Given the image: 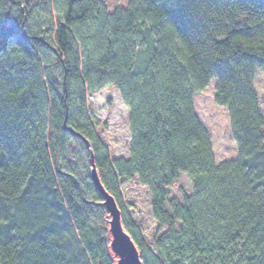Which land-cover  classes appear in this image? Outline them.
<instances>
[{
    "label": "trees",
    "instance_id": "16d2710c",
    "mask_svg": "<svg viewBox=\"0 0 264 264\" xmlns=\"http://www.w3.org/2000/svg\"><path fill=\"white\" fill-rule=\"evenodd\" d=\"M3 1L0 264H113L91 163L141 264H264V0H129L112 15L102 0H5L10 15ZM212 80L237 147L218 165L193 103ZM108 87L129 111L127 160L88 115ZM182 175L191 194L170 198ZM133 180L164 230L153 248L122 203Z\"/></svg>",
    "mask_w": 264,
    "mask_h": 264
},
{
    "label": "rangeland",
    "instance_id": "374dc122",
    "mask_svg": "<svg viewBox=\"0 0 264 264\" xmlns=\"http://www.w3.org/2000/svg\"><path fill=\"white\" fill-rule=\"evenodd\" d=\"M3 3L5 4L3 10H6L7 15H10L11 9L8 6V2L4 0ZM102 3L107 13L112 15L118 10L126 9L129 0H102ZM54 19L56 20V18ZM215 84L216 82L212 80L203 91L194 96L193 103L194 111L210 137L214 159L218 165L224 161L236 159L237 147L231 136L227 110L215 104ZM254 86L259 97L260 110L264 114V73H258L256 75ZM86 105L88 115L94 124L95 133L107 148L110 159L112 161L118 159L127 160L130 156L131 142L129 111L123 103L119 92L114 87H108L98 93L88 94L86 97ZM96 176L99 179L97 172ZM122 181L124 180L119 179L120 183ZM191 191L189 180L186 176L182 175L170 188V198L174 197L177 200H181L182 193L190 195ZM98 193L100 194L99 191ZM120 193L122 203L128 215L140 229L149 247L153 248L154 240L164 230L160 229L158 223L152 216L150 207L151 198L147 188L138 185L137 181L133 180L122 183ZM114 203L120 215V210L115 200ZM103 205L105 206L104 203ZM105 217V225L108 231V251L113 260V264H120L110 251L112 244L110 226L112 215L108 210ZM119 225L122 227L126 238L133 244L122 226L121 217L119 219Z\"/></svg>",
    "mask_w": 264,
    "mask_h": 264
},
{
    "label": "water",
    "instance_id": "95a60500",
    "mask_svg": "<svg viewBox=\"0 0 264 264\" xmlns=\"http://www.w3.org/2000/svg\"><path fill=\"white\" fill-rule=\"evenodd\" d=\"M90 178L96 189L100 192V195L103 197L106 209L112 215V221L110 223L111 231L114 241L119 246L123 255V259L120 261V264H141L134 244H131L129 239L123 237L118 229L120 215L116 209L113 198L105 191L99 179L97 178L96 169L92 163Z\"/></svg>",
    "mask_w": 264,
    "mask_h": 264
},
{
    "label": "bare ground",
    "instance_id": "6f19581e",
    "mask_svg": "<svg viewBox=\"0 0 264 264\" xmlns=\"http://www.w3.org/2000/svg\"><path fill=\"white\" fill-rule=\"evenodd\" d=\"M118 229H119L121 235L126 238V235H125L122 227L119 224H118ZM111 233H112V231H111ZM111 241H112V244L110 246V251L113 254V256H115L116 259L120 262L123 259V255H122V252H121L119 246L114 241L113 234H112V240ZM116 264H118V263H116Z\"/></svg>",
    "mask_w": 264,
    "mask_h": 264
},
{
    "label": "snow or ice",
    "instance_id": "6c2138e0",
    "mask_svg": "<svg viewBox=\"0 0 264 264\" xmlns=\"http://www.w3.org/2000/svg\"><path fill=\"white\" fill-rule=\"evenodd\" d=\"M10 28V24L4 20H0V38L5 34V31Z\"/></svg>",
    "mask_w": 264,
    "mask_h": 264
}]
</instances>
